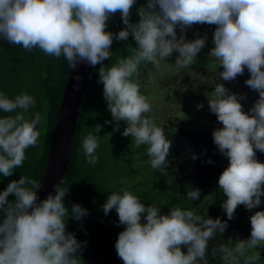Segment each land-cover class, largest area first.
I'll return each instance as SVG.
<instances>
[{"label": "clouds", "instance_id": "clouds-1", "mask_svg": "<svg viewBox=\"0 0 264 264\" xmlns=\"http://www.w3.org/2000/svg\"><path fill=\"white\" fill-rule=\"evenodd\" d=\"M136 0H0V37L26 52L39 49L47 56L67 61L75 70L81 63L98 68L102 95L114 123L113 131L131 137L137 148L146 146L150 166L167 176L172 141L163 127L147 115L152 111L148 98L140 91V65L155 67L173 53L177 69L188 67L206 46L207 34L186 30L194 25L214 26L211 48L218 81H234L245 69V85L258 93L245 110L247 97L217 82L206 98L210 113L218 122L211 132L218 153L227 166L218 177V189L226 197L221 203L227 220L234 218L238 206L258 208L264 196V0H146L137 8L138 21L130 20ZM120 14L124 25L118 32L108 30L111 16ZM179 29V34L177 33ZM135 42L127 45V56L105 66L113 52L114 39ZM76 81L81 77L77 74ZM78 88V84L74 85ZM35 99L21 92L9 98L0 92V174L11 177L25 161L26 150L40 137V112L28 115ZM197 109L204 107L197 104ZM88 132L81 144L87 163L99 160L97 133ZM110 136V134H109ZM197 159L195 153L191 154ZM212 163L211 159L207 161ZM54 195L41 199V183L28 176L11 180L0 191V264H81L86 241L80 242L66 230L69 218L80 221L88 215L79 204L65 205L69 186L63 180L52 185ZM131 185L112 191L103 203L107 215L115 210L119 225L114 244L123 264H209V242L221 236L227 221L197 214L195 210L173 206L162 214L158 205H145L130 190ZM200 189L186 186L190 201L200 199ZM12 196L14 199L9 200ZM250 236L235 243L217 240L211 257L220 264H260L258 247L264 248V210L250 216ZM186 248V252L181 247Z\"/></svg>", "mask_w": 264, "mask_h": 264}, {"label": "trees", "instance_id": "trees-1", "mask_svg": "<svg viewBox=\"0 0 264 264\" xmlns=\"http://www.w3.org/2000/svg\"><path fill=\"white\" fill-rule=\"evenodd\" d=\"M145 2L146 0H136L131 11V22L138 21L137 8L144 5ZM123 27L119 13L109 18V31L116 33ZM129 44L135 46L131 37L127 41L114 39L110 49L113 54L109 61H104L105 66L115 63L118 57L130 54L127 52V45ZM216 66L217 63L215 62L211 63L208 68ZM99 67L100 65L91 67L84 87L75 122L71 156L62 178L64 186H69V192L64 198L65 205L70 208L72 204H79L87 209L88 215L82 217L80 221L69 218L66 222V230L72 232L78 241L87 242L84 251L80 254L82 257L81 264H123L114 248L118 233L123 230V226L119 225L115 210H111L105 215L101 207L110 192L131 185L130 190L145 205H160L164 208V202L168 205L176 203L182 209L197 212L201 211L204 205L200 204V201H196V203L185 202L187 199L186 189L183 188L181 181L176 179L177 167L174 163L168 165L167 176L155 172L150 166L146 146L142 145L137 148L131 137L121 135L125 127L123 121L120 122L119 131H113L114 123H105V121H111V115L102 95L103 86L98 83ZM152 67V64L142 62L140 72L150 71ZM68 73L67 61L63 56L60 58L47 56L39 49L26 52L22 47L11 45L3 37H0V92L5 93L9 98H14L21 92L31 95L36 103L35 106L30 107L28 115L31 117L34 113L40 112L44 117L43 125H38L40 137L37 145L26 150L23 165L15 169L11 177H3L0 174V191H3L11 180L19 179L21 176H28L40 182ZM142 73L140 80L143 79ZM207 77L211 84L206 85L201 93L212 91L217 82L223 83L232 92L239 93V88L243 87L244 84L241 79L242 76H238L240 78L238 82L235 80L231 82L218 81V76L212 77L211 73H208ZM189 99L197 100L195 96H191ZM240 102L246 111L251 107V105L246 106L245 100ZM0 115H4V113L0 112ZM96 125L102 126L100 132L97 133L99 160L96 164H89L81 144L88 132L95 133ZM217 126L219 125L216 117L209 115L198 123L181 124L179 126L180 135H177L176 129L173 128H170L166 135L171 141L178 138L179 142H184L181 143V159L177 163L182 160L187 150L197 155L198 158L195 160L201 166L200 172L195 171V175L198 174L197 179L199 178L197 184L210 183L217 202L222 203L226 197L219 191L217 183L222 169L214 168L216 162L212 161L209 155L207 160L211 159L212 163L202 160V157L211 152L213 157L217 156L218 151L210 134L213 128ZM186 132L187 136H185ZM212 145L213 147L209 149ZM140 151L141 153L138 155ZM257 154L261 157L264 156V153L257 152ZM133 165H136L137 168H131ZM144 171L146 174H150L147 177L149 186L146 190L137 189L138 183H127L126 179L131 175ZM8 199L12 200L14 197L9 196ZM214 217L216 215H213V219ZM212 244H215L213 240L209 242V249ZM184 249L186 248L181 247V250Z\"/></svg>", "mask_w": 264, "mask_h": 264}, {"label": "rangeland", "instance_id": "rangeland-1", "mask_svg": "<svg viewBox=\"0 0 264 264\" xmlns=\"http://www.w3.org/2000/svg\"><path fill=\"white\" fill-rule=\"evenodd\" d=\"M213 30L214 26L209 25H194L192 28L186 30V38L189 40L195 38V32H199L201 35L207 34L208 38L205 48H203L201 52L198 53L197 59L194 60L188 67L184 69H177L174 66V63L178 54L173 53V55L167 58L166 61H161L158 67L153 66L150 71L147 70L145 73L140 72L143 76V79L140 80V91L148 98L150 104L152 105V111L147 115L154 118L158 126L163 127L165 134H167L170 128H173L176 129V134L178 135L179 126H181V124L186 123L191 125V123H198L204 119V117L207 118L209 115H213V117L215 116L214 114L210 113L207 105L206 98L208 95H210V91L208 93H201V91L206 88V85L211 84L207 74L211 73L213 77L215 75L218 76V72L222 71V68H217V66L208 68L211 63L216 62L214 58L207 54L212 46L211 33ZM177 33L179 34V29H177ZM247 78L248 72L245 69L241 79L242 81H245ZM239 80L240 78L237 77L235 81L238 82ZM239 93L246 95L247 99L245 101L246 106L248 107L250 105L252 106V103L258 97V93H255L249 89L245 83L243 84V87L239 88ZM191 96H195L197 100L189 99ZM198 103H203L204 107L198 110L196 107ZM187 135L188 134L186 132L185 136ZM181 143L184 142H179L178 138L172 140L170 155L167 157L169 160V165H172L173 163L176 165V179L181 181L184 189H186V186L190 184L191 187L200 189L201 193L199 200L190 201L185 199V202L196 203V201H200V204L204 206L201 211H196L197 214L211 218H213V215H216L214 219L219 217L220 219L227 221L228 226L225 232L221 236L213 238V242L216 243L217 240L221 242H227L229 239H231L232 242L235 243L237 238L247 239L250 236L251 227L249 218L255 211L264 210V198H261L262 203L258 206V208H254L250 211L246 210L243 205L238 206L234 218L227 220L225 212L221 207V202H217L218 200L213 195L214 193L213 189L209 185L210 183H204L200 185L197 184L199 183V178L197 179L196 176L198 174L195 175V171L200 172L201 166L197 160L192 161V152L187 150L182 160L177 163V161L181 159ZM212 147L213 145L210 146L209 149ZM140 153L141 151L138 152V155H140ZM211 153H208L202 157V160H207V156L209 155V158H212V161L216 162L217 168H214L223 170V168L227 166V159L221 156L219 153H217L216 157H213V154ZM185 155L187 157L186 159ZM257 159L264 163V156L261 157L257 154ZM131 168L136 169L137 166L133 165ZM190 174L194 176H191ZM149 175L150 174H146V171H144L143 173L131 175V177L127 178L126 181L128 184L138 183L139 185L137 189L146 190L149 186L147 179ZM164 204V208L158 205L162 214H167L171 207L177 206L176 203L168 205L166 202H164ZM214 245L215 244H212V247ZM212 247L208 250L209 264H220L218 259H213L211 257ZM257 250L261 255L260 264H264V248L258 247ZM182 251H186V249Z\"/></svg>", "mask_w": 264, "mask_h": 264}, {"label": "water", "instance_id": "water-1", "mask_svg": "<svg viewBox=\"0 0 264 264\" xmlns=\"http://www.w3.org/2000/svg\"><path fill=\"white\" fill-rule=\"evenodd\" d=\"M91 67L86 63H81L75 70L69 69L40 180L41 188L38 190V195L41 199L46 198L48 193L54 195L52 185L62 180L67 168L79 104ZM77 74L81 77L79 81L74 78ZM77 84L78 88H75L74 85Z\"/></svg>", "mask_w": 264, "mask_h": 264}]
</instances>
